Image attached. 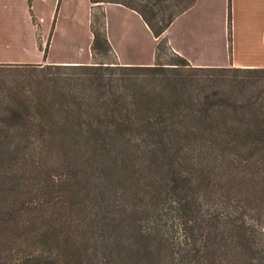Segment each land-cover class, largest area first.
Listing matches in <instances>:
<instances>
[{"label": "trees", "instance_id": "16d2710c", "mask_svg": "<svg viewBox=\"0 0 264 264\" xmlns=\"http://www.w3.org/2000/svg\"><path fill=\"white\" fill-rule=\"evenodd\" d=\"M175 1L91 0L157 38L196 2ZM96 22L93 62L48 65L21 106L40 114L0 115V264H264V68L164 64L166 39L121 65Z\"/></svg>", "mask_w": 264, "mask_h": 264}, {"label": "crops", "instance_id": "0c3cea01", "mask_svg": "<svg viewBox=\"0 0 264 264\" xmlns=\"http://www.w3.org/2000/svg\"><path fill=\"white\" fill-rule=\"evenodd\" d=\"M79 3L86 7L82 14L90 25L93 11L102 8L107 37L121 65H155L158 44L166 39L172 52L194 67L264 68V0H196L160 38L153 34L137 11L118 3L93 4L91 0H0V35L19 34V5L24 7L30 4L31 13L28 15L23 11L24 18L29 22H41L46 16L38 10L40 4L51 8L48 17L52 20L57 6L60 9L64 4ZM74 14L77 15V11ZM53 33L54 30L51 39ZM93 38L92 33L86 60L74 58L49 60L48 63L40 60L11 64H91Z\"/></svg>", "mask_w": 264, "mask_h": 264}, {"label": "rangeland", "instance_id": "374dc122", "mask_svg": "<svg viewBox=\"0 0 264 264\" xmlns=\"http://www.w3.org/2000/svg\"><path fill=\"white\" fill-rule=\"evenodd\" d=\"M141 1V0H137ZM169 3H176L175 0H169ZM83 3L76 5L64 4L62 8L55 9V15L52 20L48 15L51 8L46 4H40L38 10L46 17L45 20L29 22L23 16L31 13L30 4L22 7L19 5L18 30L17 36L0 35V115L4 114H32L38 115L41 112L37 108L25 110L22 105H32V100L46 95L48 88L55 76L56 71L48 67L49 64L24 63L11 64L18 62H36L45 60H63V59H87L90 50V40H92L91 25L83 17L85 12ZM77 11V15L74 12ZM71 12V13H69ZM83 13V14H82ZM93 14L97 16L96 29L102 31L103 10L96 8ZM48 18V19H47ZM40 20V19H39ZM53 38L51 39L52 31ZM34 40L35 43L34 44ZM50 50H49V45ZM35 45H37L35 47ZM49 50V53L47 54ZM111 60L115 57L108 55ZM106 57V56H105ZM103 58V57H102ZM177 56L167 45H163L161 51V63L171 64L177 61ZM8 119H0V130L11 129V122ZM14 127V126H13ZM36 153L33 157L30 155L26 159V173L28 178L43 179L44 169L35 170L34 160L39 162L41 159ZM48 161V160H47ZM43 158V162H47ZM33 183V182H31ZM32 195H40L33 189Z\"/></svg>", "mask_w": 264, "mask_h": 264}]
</instances>
